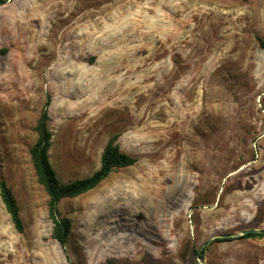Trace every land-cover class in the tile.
Here are the masks:
<instances>
[{
    "label": "rangeland",
    "instance_id": "1",
    "mask_svg": "<svg viewBox=\"0 0 264 264\" xmlns=\"http://www.w3.org/2000/svg\"><path fill=\"white\" fill-rule=\"evenodd\" d=\"M48 100L61 183L113 136L137 158L60 202L65 246L30 155ZM0 178L25 227L0 197V264H264L237 239L264 230V0L0 4Z\"/></svg>",
    "mask_w": 264,
    "mask_h": 264
},
{
    "label": "trees",
    "instance_id": "2",
    "mask_svg": "<svg viewBox=\"0 0 264 264\" xmlns=\"http://www.w3.org/2000/svg\"><path fill=\"white\" fill-rule=\"evenodd\" d=\"M5 2L6 0H0V4ZM49 105L50 101L48 100L37 121L35 130L38 133V139L31 148L30 155L38 183L44 187L49 196V217L53 222L52 238L62 246H65L72 231L73 221L68 217L62 216L59 210L60 202L65 198H76L94 190L116 169L134 166L137 163V158L122 152L118 143L119 137L113 136L104 148L101 156V166L95 173L90 177L76 179L65 184L61 183L49 158V150L52 147L53 138V133L49 128ZM0 197L10 215L15 230L20 234L24 233L25 227L19 203L12 188L2 178H0ZM237 239L262 240L264 239V230H247ZM227 240H231V238H217L214 242ZM206 247L207 244L197 251L201 259L204 258ZM67 259L70 262L69 257Z\"/></svg>",
    "mask_w": 264,
    "mask_h": 264
},
{
    "label": "water",
    "instance_id": "3",
    "mask_svg": "<svg viewBox=\"0 0 264 264\" xmlns=\"http://www.w3.org/2000/svg\"><path fill=\"white\" fill-rule=\"evenodd\" d=\"M222 237H223V238H226V237L229 238V237H231V236H230V235H223Z\"/></svg>",
    "mask_w": 264,
    "mask_h": 264
}]
</instances>
